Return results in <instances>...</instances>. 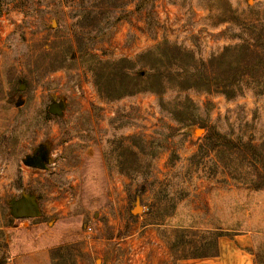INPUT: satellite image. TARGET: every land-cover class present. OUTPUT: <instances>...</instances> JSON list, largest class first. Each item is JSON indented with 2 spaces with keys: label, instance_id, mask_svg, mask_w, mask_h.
<instances>
[{
  "label": "rangeland",
  "instance_id": "rangeland-1",
  "mask_svg": "<svg viewBox=\"0 0 264 264\" xmlns=\"http://www.w3.org/2000/svg\"><path fill=\"white\" fill-rule=\"evenodd\" d=\"M254 31L264 0H0V264H176L216 241L264 264V189L202 148L209 133L263 143L264 77L236 80L234 100L219 87L122 97L114 81L104 99L93 74L168 39L200 59L237 44L221 64L237 78Z\"/></svg>",
  "mask_w": 264,
  "mask_h": 264
},
{
  "label": "trees",
  "instance_id": "trees-1",
  "mask_svg": "<svg viewBox=\"0 0 264 264\" xmlns=\"http://www.w3.org/2000/svg\"><path fill=\"white\" fill-rule=\"evenodd\" d=\"M120 5H111V8ZM88 14V13H87ZM86 16V15H84ZM79 22L82 28H92L97 24H84V17ZM259 25L251 26L258 28ZM251 40L254 43L246 45L244 71L240 74L232 71L234 60L230 58L228 67L222 73V60L227 56V52H233L237 49V44L225 46L222 51L212 53L206 59H200L195 52L187 47L181 46L168 39L163 40L157 45L141 51L135 58L120 57L111 60H97L94 71L95 84L99 94L104 99H111L110 95L102 88V84L108 81H114L123 88V96H131L145 90L155 94H161L167 88L175 86L180 91L193 89L194 91H208L214 88L219 90L227 99L234 100L241 91L231 89L235 81L241 78L255 79L257 74L264 77V45H257V41L264 39L262 31L252 33ZM257 42V44H255ZM157 61L159 65H157ZM139 65L144 71L140 74L133 71L134 67ZM255 77V78H254ZM264 80V78H261ZM137 83H143L144 87L137 88ZM169 84V85H168ZM217 135L216 137H214ZM136 137V136H135ZM214 138H220L221 142L214 143ZM210 155L216 152L219 159L220 171L224 175L234 176L239 170L249 179L246 186L252 189H264V141L260 145H255L252 141L238 144L234 139L228 138L222 133H209L202 145ZM260 150V159L256 161V153ZM236 164L237 166H233ZM241 165V166H240ZM224 234H218L217 239ZM219 253L218 241H216L215 252L202 255H177V259L209 257ZM4 264V263H3Z\"/></svg>",
  "mask_w": 264,
  "mask_h": 264
},
{
  "label": "crops",
  "instance_id": "crops-1",
  "mask_svg": "<svg viewBox=\"0 0 264 264\" xmlns=\"http://www.w3.org/2000/svg\"><path fill=\"white\" fill-rule=\"evenodd\" d=\"M236 242H224L219 253L209 257L177 259L176 264H257L254 254ZM4 264H21L16 257L7 259Z\"/></svg>",
  "mask_w": 264,
  "mask_h": 264
},
{
  "label": "water",
  "instance_id": "water-1",
  "mask_svg": "<svg viewBox=\"0 0 264 264\" xmlns=\"http://www.w3.org/2000/svg\"><path fill=\"white\" fill-rule=\"evenodd\" d=\"M29 164L32 166H41V164L37 160L31 161Z\"/></svg>",
  "mask_w": 264,
  "mask_h": 264
},
{
  "label": "built area",
  "instance_id": "built-area-1",
  "mask_svg": "<svg viewBox=\"0 0 264 264\" xmlns=\"http://www.w3.org/2000/svg\"><path fill=\"white\" fill-rule=\"evenodd\" d=\"M90 229V228H89Z\"/></svg>",
  "mask_w": 264,
  "mask_h": 264
}]
</instances>
